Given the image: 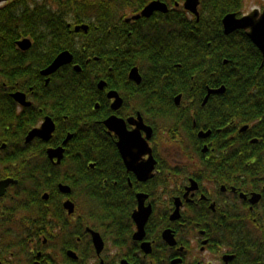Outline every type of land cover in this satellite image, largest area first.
<instances>
[{
  "label": "flooded vegetation",
  "instance_id": "1",
  "mask_svg": "<svg viewBox=\"0 0 264 264\" xmlns=\"http://www.w3.org/2000/svg\"><path fill=\"white\" fill-rule=\"evenodd\" d=\"M152 1L107 26L61 0H0L15 37L0 58V264L248 261L239 226L264 222V52L250 27L225 32L231 12L228 41H206L189 25L201 0L199 16L186 0L141 14ZM206 45L215 56L199 57Z\"/></svg>",
  "mask_w": 264,
  "mask_h": 264
},
{
  "label": "trees",
  "instance_id": "2",
  "mask_svg": "<svg viewBox=\"0 0 264 264\" xmlns=\"http://www.w3.org/2000/svg\"><path fill=\"white\" fill-rule=\"evenodd\" d=\"M148 0H61L60 7L63 11H67L72 15L76 14L77 18H84L85 21H90L92 24L99 25H115L123 23L122 13H130L135 12L139 8L143 6L145 2ZM243 8V0H201V13L202 17L200 22L196 21V18L193 17L189 21V25L191 26H199L203 25L205 27V40H217L220 39L222 41H228L223 35L222 30V18L223 16L232 11H241ZM6 10L5 8H0V58L7 56V52L11 51L12 47H8V42L12 41L15 37L9 38L10 33L5 31L7 28L6 25ZM126 16V15H125ZM174 24H177L176 18H173ZM65 23V22H61ZM200 31L197 29H191L189 32V45L190 47V59L197 57V46L194 45L195 42L199 41ZM216 34H220L218 37ZM14 36V35H13ZM159 37V35H158ZM130 40V39H129ZM133 40V39H132ZM134 41V40H133ZM194 46V47H192ZM134 46H131L133 49ZM206 53L200 55L199 57H210L215 56V53L211 52V48L209 46H205ZM61 48H64L62 45ZM112 49V48H111ZM130 49V47H127ZM226 46L222 47L223 52H227ZM155 50H160L159 47ZM229 50V49H228ZM211 52V53H210ZM229 52V51H228ZM221 54V58H222ZM226 55V54H225ZM151 58H160L165 56V53L150 54ZM175 53L173 57L175 58ZM187 58V57H186ZM223 59V58H222ZM244 62L246 63V58H244ZM148 66H152L154 63H147ZM198 64V63H197ZM247 64V63H246ZM194 67L193 61H189L185 64L184 67ZM168 66V63L165 67ZM198 65H195L197 67ZM205 66V65H204ZM210 66L209 63H206V67ZM239 66V64H238ZM246 65H241L242 72L245 74L246 71L243 70V67ZM157 67L160 68V65L157 63ZM228 68V67H227ZM229 69V68H228ZM183 70V69H182ZM85 67L82 73L77 74V89H82L83 87H87L89 81L84 78L85 75ZM226 73V72H225ZM232 78V77H231ZM230 76H225L222 78L221 83H226L227 88H234V84L231 81ZM239 84L236 85L238 90L246 89V84L248 80L245 79V76L239 79ZM172 88V85L166 86ZM70 88V87H68ZM244 94L243 97L239 96L238 105L240 107L245 105ZM238 240H239V248L242 251H245L246 254L244 256L248 258V261H244V264H264V222H260L259 224H254L252 226H248L245 228L244 226H239L238 229Z\"/></svg>",
  "mask_w": 264,
  "mask_h": 264
},
{
  "label": "water",
  "instance_id": "3",
  "mask_svg": "<svg viewBox=\"0 0 264 264\" xmlns=\"http://www.w3.org/2000/svg\"><path fill=\"white\" fill-rule=\"evenodd\" d=\"M200 4V0H186L185 1V7L189 9L191 12L195 13L197 16H199V10L198 6ZM167 5L165 3H162L160 0H153L150 2L141 12V14L149 16L151 15L155 10H162L167 11ZM140 14L133 15L132 18H138ZM258 10H255L254 12L243 15L241 17L237 16V13L231 12L224 16L223 18V24L225 27V32L229 33L235 29L238 28H251V31L249 32V35L253 38V40L258 44V46L261 48V50L264 52V13L261 15V17L258 19ZM130 19V18H128ZM80 29H84V31L88 30L87 24H80L76 27V30L79 31ZM72 59V54L70 51H63L60 53L55 61L49 66L46 73H50L60 67L61 65L68 63ZM75 68L77 70H81V66L76 65ZM130 77L132 79H135L137 82H140L141 77L138 73L137 68H133ZM221 89H224L223 87ZM211 91H218V90H211ZM259 194H254V197L252 200H256L257 197H259Z\"/></svg>",
  "mask_w": 264,
  "mask_h": 264
},
{
  "label": "rangeland",
  "instance_id": "4",
  "mask_svg": "<svg viewBox=\"0 0 264 264\" xmlns=\"http://www.w3.org/2000/svg\"><path fill=\"white\" fill-rule=\"evenodd\" d=\"M263 3H264V0H243V8H244V11L247 12V11L251 10L252 8H254V7H259ZM130 13H125L124 14V12H123L121 16L129 15Z\"/></svg>",
  "mask_w": 264,
  "mask_h": 264
}]
</instances>
